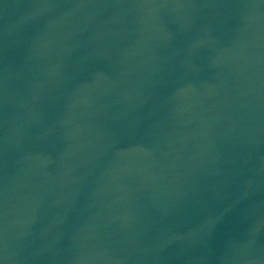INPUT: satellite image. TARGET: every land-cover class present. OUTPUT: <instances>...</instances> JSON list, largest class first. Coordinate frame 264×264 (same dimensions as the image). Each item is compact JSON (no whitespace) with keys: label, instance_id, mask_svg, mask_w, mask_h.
I'll list each match as a JSON object with an SVG mask.
<instances>
[{"label":"water","instance_id":"1","mask_svg":"<svg viewBox=\"0 0 264 264\" xmlns=\"http://www.w3.org/2000/svg\"><path fill=\"white\" fill-rule=\"evenodd\" d=\"M0 264H264V0H0Z\"/></svg>","mask_w":264,"mask_h":264}]
</instances>
